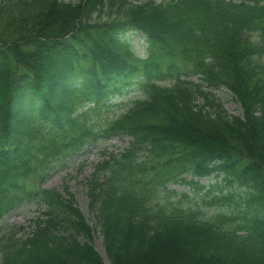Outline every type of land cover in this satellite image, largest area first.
Wrapping results in <instances>:
<instances>
[{
	"label": "trees",
	"instance_id": "1",
	"mask_svg": "<svg viewBox=\"0 0 264 264\" xmlns=\"http://www.w3.org/2000/svg\"><path fill=\"white\" fill-rule=\"evenodd\" d=\"M128 32L143 34L146 59ZM263 54L264 0H0V217L28 198L49 207L24 240L0 241L1 264H264ZM196 75L227 87L243 118L227 117ZM135 84L144 99L95 129ZM117 135L130 147L89 181L105 263L73 197L29 180ZM215 173L244 192L206 203L232 210L207 220L152 205L160 181Z\"/></svg>",
	"mask_w": 264,
	"mask_h": 264
},
{
	"label": "rangeland",
	"instance_id": "2",
	"mask_svg": "<svg viewBox=\"0 0 264 264\" xmlns=\"http://www.w3.org/2000/svg\"><path fill=\"white\" fill-rule=\"evenodd\" d=\"M63 1L75 2L76 0ZM162 1L163 0H155L157 3ZM124 38L130 43L135 53L141 55L145 52V43L142 35L129 32ZM253 39L254 41H258L256 34ZM262 62H264V57L262 58ZM191 79L198 84H201L202 82L200 81V77L192 76ZM169 82L170 81L165 82V85L169 86ZM203 91L211 93L217 101L222 104L227 117L243 118L244 110L241 103L237 101L235 96L231 94L227 88L218 87L208 89L205 86ZM141 98L142 92L138 85L129 88L123 99L113 102L114 104L121 103L123 104L122 106L117 108L113 107L110 111L111 113H104L102 117L94 118L95 123L93 124L95 129H101L106 119L111 118V116H119L118 114L124 112L126 110L124 105L128 106L131 102ZM196 103L198 105L205 104L203 96H197ZM209 109L210 107L208 106L207 110ZM130 141L131 139L129 137L123 135L108 139L102 138L100 141L85 148L83 152L75 154L68 159H63V161L60 160L56 164L54 163L53 168L47 173L42 185V189L57 192L65 199H69L68 194L73 197L75 206L82 212L87 223L92 228V240L90 241V244L105 263H108V261L104 251L103 238L96 226L95 212H93L91 208L89 196L91 184L89 181L98 164L103 162L104 159H108L112 154L119 155L123 153L129 147ZM182 177H186V181H198L197 178L188 175H183ZM35 182L34 179L29 180V189H32L35 186L38 189V185H36L37 183ZM198 183L199 186H205L204 190H197L195 187L183 184H171L163 190L165 191L164 193L162 192V189H159L155 194V199L152 200V205L159 204L166 208V210H170V208H172V210L181 208L185 210L191 209L192 211L198 212V217L209 220L218 211L224 212L234 208L229 205H224L222 207H208L205 203L208 199L205 201L203 198L210 188L215 187L216 184H218V186H220L218 189H222V194L225 196H228L229 193L242 195V192H244V188L239 187L237 184L230 187L227 184H224L222 177L220 176L206 177L199 180ZM214 190H217V187H215ZM219 194L221 193L218 191L214 192V195ZM184 195L187 197L184 198ZM243 207L244 205H241L240 209ZM46 212L47 208L44 205H37L32 201H26L24 205L6 212L0 218V241L4 233H8L9 236L16 234V240H24L30 233V222L38 217H43V214Z\"/></svg>",
	"mask_w": 264,
	"mask_h": 264
}]
</instances>
